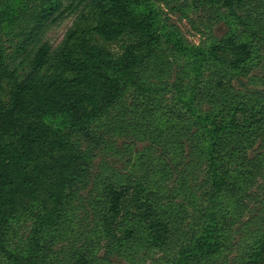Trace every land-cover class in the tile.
<instances>
[{"label":"trees","instance_id":"trees-1","mask_svg":"<svg viewBox=\"0 0 264 264\" xmlns=\"http://www.w3.org/2000/svg\"><path fill=\"white\" fill-rule=\"evenodd\" d=\"M182 1L179 9L191 4L208 15L225 8L236 30L209 47L206 79L190 86L191 91L182 79L174 80L173 86L193 94L185 110L152 102L144 109L147 117L166 118L165 131L156 134L149 123L128 121L123 104L105 127L99 123L123 103L128 81L118 79V73L130 71L140 81L141 71L159 66L162 34L149 18L137 16L132 0L96 4L91 31L106 42L128 37L120 53L84 40L79 49H62L52 61L50 46L43 44L34 53L32 69L20 81L13 78L8 102L0 98V138L6 137L0 142L5 264H55L53 239L66 229L76 195L84 202V237L81 244L72 243L76 256L63 264H117L140 249L145 255L159 250L164 264H210L228 257L234 219L264 193L259 182L264 175V88L244 82L252 80L253 62L264 52V0ZM44 16L30 38L36 37ZM2 59L0 54V95ZM235 78L244 87H237ZM147 93L145 100L151 96ZM196 104L207 107L197 109ZM56 114L64 116V123L53 128L45 118ZM133 123L149 140L147 151H160L162 163L147 162L140 175L115 169L95 175L92 159L99 148L122 151L116 135L128 134ZM164 181L169 183L163 186ZM180 194L183 199L177 202ZM22 211L31 213L34 224L27 242L12 249L7 245L10 221ZM240 261L264 264V233L244 248Z\"/></svg>","mask_w":264,"mask_h":264},{"label":"rangeland","instance_id":"rangeland-1","mask_svg":"<svg viewBox=\"0 0 264 264\" xmlns=\"http://www.w3.org/2000/svg\"><path fill=\"white\" fill-rule=\"evenodd\" d=\"M103 1L109 0H86L81 4H77L73 0H0V54L3 58L2 61L5 60L2 63L4 74L3 90H1L0 95L2 101L8 102L9 92L14 81L16 79L22 80L32 69L33 64L31 62L34 59V53L43 44L50 46L49 58L52 61L62 49L66 51L79 49L84 40H90L91 44L111 52L120 53L128 37L124 36L119 40L106 42L91 31V28L97 23L96 4ZM133 1H135L134 4ZM181 3L184 4L182 0H132L137 16L149 18L147 22L151 23L162 34V41L156 54L159 59V66L157 68L149 65L147 70L141 71L139 74L140 81L137 75L130 71L117 74L118 79L127 80L128 85L124 97L121 98L123 103L121 101L109 116H104L99 122L104 127L111 121V117L121 110L123 104L128 110V116H125L128 121L140 124L149 123L151 125L149 130L156 134L158 130L159 132L165 131L164 122L166 118L162 120L157 117L154 119L147 117L144 109L150 107L152 102L154 106L166 104L168 108L175 107L178 109L177 107H179L185 110L190 102L189 96L193 95L190 92L192 90L190 86L198 84L199 80L203 81L206 79L205 76L211 73L207 63L209 47L228 37L230 32H235L236 28L229 21L225 8L218 11L219 13L208 15L203 10H196L195 6L191 4L189 6L184 5L181 10L178 8ZM43 16L45 19L41 21V28L37 31L36 37L30 38L32 29ZM19 48L20 50H18ZM257 57L253 62L254 68L252 67L253 69L248 75L252 76V80L244 78V82L250 87L264 88V52L257 54ZM161 60L168 62L169 66H166ZM176 79H182L186 90L189 89L190 91L187 92L181 87L173 86ZM233 82L237 87L239 86L236 78ZM239 87L244 86L240 84ZM148 91H150L151 96L145 100L144 96L148 94ZM136 99H138L135 102L136 105L132 106V102ZM196 106L197 109L202 110L207 107L202 104H196ZM45 119L54 125L53 128L63 126L64 123L62 114L47 115ZM134 123V128L128 129V131L130 130L128 134L118 133L116 135L117 143L115 144L121 147L122 151L99 148V152L92 159V169L95 175L107 174L113 169L140 175L146 168L147 162L162 163L159 156L160 151H147L148 143L146 142L149 140L142 137L143 134L140 135L138 130L136 131ZM174 124L171 121L169 126ZM161 128L163 129L161 130ZM147 133L151 135L149 132ZM159 135L158 133L156 136L157 140H159ZM166 137V135L161 136L164 140ZM5 139L6 137L0 138V142H4ZM155 180L157 179L155 178ZM259 182L264 183V175L260 176ZM168 183L164 181L163 186ZM257 185L255 183L254 188ZM91 186L92 184L81 189V196L87 195L86 192L92 188ZM263 192L264 185L261 193ZM182 199L183 195L180 194L176 201L179 202ZM249 204L250 208L245 210L243 216L234 219L233 231L228 238L230 240L228 244L231 245L228 257L221 256L210 264H241L240 257L244 248L252 245L259 234L264 233V193L259 203L249 201ZM68 218L66 229L60 233L62 235L53 239L52 245L56 253L52 257L56 259L55 264H63L66 260L74 258L76 251L73 249L72 243L81 244L83 240L84 236L81 233L84 232L82 228L87 219L84 202L80 195H76L73 207L68 212ZM33 224V216L25 211L11 219L7 245L12 249L24 245L29 239L27 235L31 234ZM102 250L101 248L100 252ZM228 251L229 249L226 252ZM5 263L6 257L0 252V264ZM117 264H164V259L159 250L145 255V250L140 249L123 256ZM170 264L172 263L170 262Z\"/></svg>","mask_w":264,"mask_h":264}]
</instances>
